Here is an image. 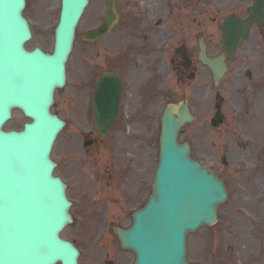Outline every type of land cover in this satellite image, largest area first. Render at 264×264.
Listing matches in <instances>:
<instances>
[{"label": "water", "instance_id": "95a60500", "mask_svg": "<svg viewBox=\"0 0 264 264\" xmlns=\"http://www.w3.org/2000/svg\"><path fill=\"white\" fill-rule=\"evenodd\" d=\"M63 2L55 50L46 55L24 48L30 37L22 16L25 0H0V264H76L78 257L59 240L71 221L70 202L64 184L52 176L50 150L64 123L50 108L55 88L66 82L65 64L87 0ZM211 62L216 75V60ZM15 108L32 123L22 132H5ZM191 121L186 109L178 119L169 112L154 195L135 214L132 229L120 234L123 245L136 252V264H187V234L213 225L216 207L225 199L216 177L190 159L189 146L176 142L179 129ZM104 123L99 115L98 129L109 126Z\"/></svg>", "mask_w": 264, "mask_h": 264}, {"label": "flooded vegetation", "instance_id": "af4514ba", "mask_svg": "<svg viewBox=\"0 0 264 264\" xmlns=\"http://www.w3.org/2000/svg\"><path fill=\"white\" fill-rule=\"evenodd\" d=\"M120 3V21L117 28L118 42L122 47L125 39L130 37L134 45L138 44L142 48L157 49L162 41H166L167 51H171L173 27L178 29L176 34L181 39H186L189 37V21L195 24V29L191 28L192 36L195 34L198 37L202 33L203 0H138L133 13L128 11L124 0H120ZM216 8V24L219 15L222 19L233 16L242 21L250 18L254 20L248 39L228 61L227 76L216 86V113L220 109L223 115L222 123L216 127V164L228 168L230 164L244 160L251 168L247 172L249 181L246 182L249 193L244 198L254 200V191L262 181L261 165L264 163V5L259 7L258 0H216ZM226 8L227 10H223ZM252 9L255 11L253 16ZM98 16L97 13L93 14V22ZM165 16L167 19L163 22ZM160 26L163 29L160 30ZM94 27L95 23L90 29ZM219 27L220 23L216 25L217 35L220 33ZM184 51L192 60L191 71H196L194 49L187 45ZM218 51H222L219 38L216 42V53ZM170 66L174 67L175 74L181 80L188 78L189 72L183 67L180 56L171 58ZM117 69L120 75L128 76L129 82L124 84L125 90L131 91L132 97L136 98L142 92L140 80L133 76L124 61L117 62ZM181 93L182 96L185 93L184 84H181ZM134 104V101L129 104L130 110ZM144 108V114H148L149 110L153 112L148 115L154 113L153 107L150 109L145 105ZM218 173L224 174L221 170ZM223 179L227 186L231 184L230 176L224 175ZM135 194L132 199L127 200L128 205L138 203L140 194L138 191ZM119 202L127 207L122 201ZM240 208L258 210L255 204L223 206L220 220L216 224V264H264V237L260 236L264 233V222L238 223L234 210ZM82 211H78L80 218H84ZM127 213L128 207L125 209V217ZM115 222L112 218L105 225L108 228ZM79 226L77 220L73 227L72 240L76 241ZM81 228L84 229V226ZM99 260L100 258L92 260L89 257L83 264H101ZM102 264H132V257L120 249L114 237L108 235Z\"/></svg>", "mask_w": 264, "mask_h": 264}, {"label": "rangeland", "instance_id": "374dc122", "mask_svg": "<svg viewBox=\"0 0 264 264\" xmlns=\"http://www.w3.org/2000/svg\"><path fill=\"white\" fill-rule=\"evenodd\" d=\"M29 1H30V5H28V9L25 11V15L31 22L35 34L33 41L29 43V48L33 49L34 47L39 46L42 47L46 52H52L54 29L58 22V15L60 11V0H29ZM98 2H100V0H96V3ZM99 9L100 8L96 9L95 13L99 14ZM204 10H205L204 36L206 39V43L208 45L209 54L214 57L216 56V0H205ZM93 14L94 12L89 10V12L84 15L78 27L76 43L67 67V71H68L67 86L64 89L58 91L56 94V100L53 106V110L55 112L61 113V115L63 116H66V114H68L67 109L71 110V105L68 104L67 101L72 97L74 93L83 92L82 89L84 88L86 81L85 67H84L85 60L87 62V58L85 57L87 52L85 51V49H87L88 47L85 46V44L81 41V37L84 36L86 31L91 28V25H93L90 22ZM116 35L117 33H115L114 36ZM126 53L129 54L130 52L127 51ZM127 57L129 56L127 55ZM148 58H149V54L145 57L144 56L139 57V59L142 61L141 63H146V60ZM202 70H204L203 71L204 75L207 77L205 78L207 82V86L205 87L206 90L205 92L207 93V90L209 91L210 88V86L208 85L210 82L208 80L210 78V74L207 68L202 67ZM197 84H195L194 86H197ZM190 94H191L190 97L194 99L195 96H193L192 93ZM195 94H197V96L199 94L200 95L199 98H200L201 96H203V89L201 87H196ZM195 111L198 112L196 108ZM197 116H199L200 119L201 118L204 119L203 121L205 122V118L207 115L197 114ZM144 120L146 124L149 123L148 120L146 119ZM25 122L27 121L25 120L23 115L20 112H15L13 120L7 125L6 128L7 130H19V128ZM204 122L200 123L199 121H196L192 126H189L185 129L184 131L185 133L181 137L184 140L187 137L192 138L194 136L193 141L196 147L195 149L196 152L201 151L204 153L206 149H208L206 144L216 145L215 139L210 140L207 135L203 136L202 132L201 135L197 133L198 126H200V124H204ZM71 127L69 128L68 131L65 130L62 136L59 138L52 154L53 159L56 160L60 165V169L58 172L68 180L70 186V193L73 199H77L78 201H80V198H82L81 195L83 194V190L86 193H89L87 189L94 190L95 191L94 197L101 199L103 198L102 197L103 189H108L107 185L110 182L109 180H102L103 179L102 177L104 176V172L101 169L102 167L109 169V165L101 164V163H92L94 169L92 170L91 163L87 161V157L90 154L89 152H82V159L78 156L77 153H75L74 156L69 157V155L71 154H68V151H66L65 149L64 146L65 141L74 139L76 142H78L79 139L78 137H73V134H71L72 131ZM99 151L104 155H107L108 152L107 150H103L102 148H100ZM196 155L199 157L198 159L201 161V163L204 166H208V167L213 166L210 160L200 157L197 153ZM76 165L78 166V168L76 167ZM155 166L154 165L151 166L152 175ZM72 167H74L79 174H85L94 171V172H99L102 175L98 177L93 176L92 180L89 177L88 179L89 181H88L85 180L83 177L76 175ZM85 168H88V171H84ZM110 183H111V186H109L110 189L116 191L115 189L119 188L118 181H111ZM107 200L109 201V204L115 206L119 210V214H121L118 197L115 195L107 196ZM67 234L69 235V232H67ZM215 234H216V227L202 228V230H199L196 234H192L189 237V242H191V246H192L193 243L195 242V239L200 237L211 238L214 237ZM214 242L215 241L210 239V241H207L205 245L206 248L210 249V252H212L216 247V244H214ZM191 260L193 264H196L194 258L191 257ZM202 264L204 263L202 262Z\"/></svg>", "mask_w": 264, "mask_h": 264}]
</instances>
